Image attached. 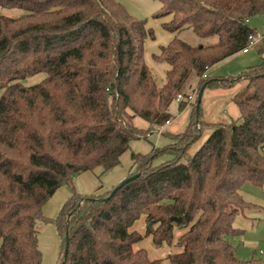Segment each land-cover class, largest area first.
Masks as SVG:
<instances>
[{"label": "trees", "instance_id": "1", "mask_svg": "<svg viewBox=\"0 0 264 264\" xmlns=\"http://www.w3.org/2000/svg\"><path fill=\"white\" fill-rule=\"evenodd\" d=\"M157 1L153 17L169 16L161 26L174 34L153 56L168 64L161 84L144 60L153 30L118 1L0 0V264H40L38 220L62 238L57 264H162L138 243L150 236L153 248L170 245L175 228L179 251L166 255L169 264H264L237 257L230 240L244 231L233 225L237 215L254 206L243 185L264 190V48L261 62L236 77L206 76L249 44L256 31L248 20L264 14V0ZM184 28L216 41L191 45L177 36ZM38 73L45 77L23 83ZM193 78L198 91L243 79L232 96L238 116L203 121L197 91L184 128L166 132L169 143L131 153L136 178L109 199L114 186L101 195L73 191L54 218L43 214L75 175L111 168L132 140L171 120L170 104L188 96ZM160 153L172 157L153 165ZM141 216L143 234L132 229Z\"/></svg>", "mask_w": 264, "mask_h": 264}, {"label": "rangeland", "instance_id": "2", "mask_svg": "<svg viewBox=\"0 0 264 264\" xmlns=\"http://www.w3.org/2000/svg\"><path fill=\"white\" fill-rule=\"evenodd\" d=\"M116 1L121 3L132 16L138 19H145L147 26L151 27L153 30L154 39L147 38L145 41L144 60L146 64L151 67L156 82L161 84L164 80V70L168 68V64L157 62L153 59V56L158 54L160 47L167 44L174 35L161 26V23L168 20L169 16L164 18L153 17L160 8V3L157 0ZM13 15H16V12H13ZM248 24L255 29V37H259L260 41L252 44L249 47L248 52L243 53L242 51H239L209 67L206 71L207 77H236L248 67L261 62V57L258 54V51L264 47V14L251 17L248 20ZM177 36L191 45H205L216 41L215 36L208 38L198 37L190 28L180 30L177 33ZM44 77L45 73H38L25 78L23 83L26 85L33 84L39 82ZM244 82L243 79H239L235 80L233 85L229 87H219L215 85L205 88L201 97V119L211 123L218 120L228 121L230 118H236L238 116V109L232 101V96L244 85ZM191 84L192 87L190 89L188 88L186 92H188V94L194 92L197 93V79L193 78ZM192 103L193 102L190 104L186 103L185 107L188 106L191 108ZM189 108H185L184 111L180 112L177 103L172 101L169 111L173 118L169 124L165 125V130L161 135H156L154 132H150L146 138L132 140L129 144V148L120 155L119 163L105 171H102L100 167H97L93 171H86L75 175L72 184L70 186L68 185V188H66L68 192L71 193L75 191L76 193H87L90 191L110 189L112 186L117 185L128 173L132 175L136 169L133 168L131 153L147 154L153 149H160L169 143L170 139L166 135V132L170 131L177 133L184 128L188 121ZM134 123L141 128L148 129L149 127V125L139 117L134 119ZM152 127L153 125L149 127L150 131H152ZM210 130L209 127H206L202 131L201 137L190 147L189 153L194 152L198 148V146L209 135ZM171 157L170 154L160 153L154 158L153 165L163 163ZM101 194H103V192H99L96 195ZM242 194L244 199L251 204H254V206L249 207V209L247 208L243 214L241 213L237 215L233 225L244 229V231L241 236L232 237L230 240L236 249L237 257L240 259H248L251 256H255L256 258L264 260V190L255 185L246 183L243 185ZM85 195L89 196L95 194ZM59 197L60 192L56 193L54 198H49L50 201H47L46 203L56 206L55 203ZM255 205L257 206L255 207ZM43 214H46V217L51 218V208H46L43 211ZM36 228L38 230V245L42 254L40 264H57L62 256L61 236L57 235L55 226L51 222L44 223L38 220L36 222ZM178 230L179 229L175 228V236ZM164 247V250H166L167 253L173 251L172 244L164 245Z\"/></svg>", "mask_w": 264, "mask_h": 264}, {"label": "crops", "instance_id": "3", "mask_svg": "<svg viewBox=\"0 0 264 264\" xmlns=\"http://www.w3.org/2000/svg\"><path fill=\"white\" fill-rule=\"evenodd\" d=\"M246 52H248V51H246ZM246 52H243V53H246ZM263 55H264V53H263ZM185 108L187 109L189 107L187 106ZM184 109H182L180 112L184 111ZM189 113H190V108H189ZM188 118H189V115H188ZM146 124H148V123H146ZM169 133H174V132H170L169 131ZM128 174L126 176H128ZM66 188H68V186H66V185L58 188V190L50 198V199L54 198V196L56 195V193L60 192V197L57 200V202L55 203L56 206H54L52 204L50 205V203H46L43 206V211L46 208L47 209L51 208V210H52V214L50 215L51 218H54L57 215L56 213L58 212V210L61 207V205L64 203L65 200H67L71 196L72 192L71 193L68 192V190ZM106 190L107 189H102V190H97V191H90V192H87V193H79V192L78 193L81 194V195H85V194H88V195L89 194H95L96 195L99 192H103L104 193ZM50 199L48 201H50ZM256 206L257 205H255V207ZM144 226H145L144 225V216H141L140 219L134 223L132 229L138 231L140 234H143V232H144ZM181 232H182L181 230H178L177 233H176V236H174V240H173V243H172V249H173L172 252L179 251L178 248L175 247L174 242H175L176 238L181 234ZM56 233H57V231H56ZM150 245H151V243H150V236L144 238L142 241H140L138 243V246L139 247H144V248L147 249L148 255H149L150 259H161L162 260V264H169V261L165 258L168 253L166 252V250H164L165 249L164 245L160 246L159 249L158 248H153L152 246H151L152 247L151 248Z\"/></svg>", "mask_w": 264, "mask_h": 264}, {"label": "built area", "instance_id": "4", "mask_svg": "<svg viewBox=\"0 0 264 264\" xmlns=\"http://www.w3.org/2000/svg\"><path fill=\"white\" fill-rule=\"evenodd\" d=\"M250 42L249 44L242 49L243 52L248 51L249 47L254 44L257 41H260L259 37H255V35H250L249 36ZM196 96V92L192 93V94H188L187 97L183 96L182 94H178L175 98V102L177 103V105L181 102V101H186L187 104H190L191 102L194 101ZM180 111V110H179ZM171 120L166 121L163 125H154L152 127V131L154 132L156 135H161L162 132L165 130V125L169 124Z\"/></svg>", "mask_w": 264, "mask_h": 264}, {"label": "water", "instance_id": "5", "mask_svg": "<svg viewBox=\"0 0 264 264\" xmlns=\"http://www.w3.org/2000/svg\"><path fill=\"white\" fill-rule=\"evenodd\" d=\"M204 89V85L199 89L198 93H197V103L196 106L198 107L201 101V97H202V92ZM138 176V173H134L132 175L126 176L125 178H123L117 185H115L111 191L109 192L108 196L106 197V199H109L111 196L114 195V193L121 187L123 186L125 183L133 180L134 178H136ZM65 240L67 241V232L65 233ZM64 251H66V244L64 247Z\"/></svg>", "mask_w": 264, "mask_h": 264}]
</instances>
